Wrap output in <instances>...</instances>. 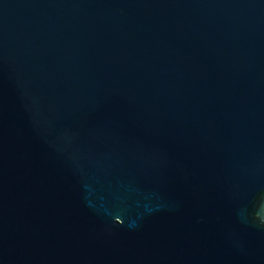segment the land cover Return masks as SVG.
I'll list each match as a JSON object with an SVG mask.
<instances>
[{"label": "water", "instance_id": "water-1", "mask_svg": "<svg viewBox=\"0 0 264 264\" xmlns=\"http://www.w3.org/2000/svg\"><path fill=\"white\" fill-rule=\"evenodd\" d=\"M0 264H264V0H0Z\"/></svg>", "mask_w": 264, "mask_h": 264}]
</instances>
